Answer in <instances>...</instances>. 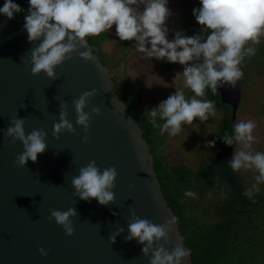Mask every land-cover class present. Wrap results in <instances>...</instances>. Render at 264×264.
Listing matches in <instances>:
<instances>
[{
	"label": "water",
	"instance_id": "obj_1",
	"mask_svg": "<svg viewBox=\"0 0 264 264\" xmlns=\"http://www.w3.org/2000/svg\"><path fill=\"white\" fill-rule=\"evenodd\" d=\"M4 2L0 0V7ZM13 2L23 11L14 13L13 19L0 14V130L9 126L10 118H24L26 134L33 129L47 133L48 148L38 154L36 162L29 160L25 166H18L15 159L23 151L22 144L5 139L0 131V264H149L150 256H143L141 251L143 245L125 240L129 209L155 224L175 215L161 191L142 129L114 91L109 67L95 52L88 62L74 53L56 67L57 79L50 80L43 72L32 75L31 64L26 61L36 44L28 41L23 27L29 0ZM92 89L97 94L85 111L99 107L100 115H92L85 133L75 123L71 101ZM217 90L221 100L231 105L234 116L240 99L239 82ZM65 101L67 118L76 131L62 132L57 139L53 123L59 121V104ZM85 135L88 139L83 142ZM91 160L101 170L116 168L112 190L115 204L102 206L96 199L88 202L73 195L71 179ZM69 207L78 212L73 218L72 236L65 235L62 227L49 219L52 210L66 211ZM119 226L124 232L110 243V234ZM178 237L181 246L187 248L175 223L164 246L170 251ZM38 248L50 251L41 256ZM181 264L194 263L190 256Z\"/></svg>",
	"mask_w": 264,
	"mask_h": 264
},
{
	"label": "clouds",
	"instance_id": "obj_2",
	"mask_svg": "<svg viewBox=\"0 0 264 264\" xmlns=\"http://www.w3.org/2000/svg\"><path fill=\"white\" fill-rule=\"evenodd\" d=\"M141 2L145 5L142 12L133 7ZM167 2L168 0H29L23 27L28 41L36 44L29 50L30 60L26 61L31 64V74L43 72L47 78L54 80L57 79L56 67L71 59L74 53L85 62L92 60L94 49L89 47L86 37L108 32L115 25V35L120 41H135L137 50L145 52L149 57L166 59L170 63L184 66V87L176 89L174 94L161 101L157 107L146 109L145 115L150 117L151 124L159 128L161 134L168 132L170 136H176L181 131V125L192 124L194 118L207 121L209 115L216 114L215 102L196 97H203L207 87L211 88L213 94L225 84L235 87L242 78V60L256 54L255 47L246 45L249 41L253 45L259 44L260 37L264 36V0H199L201 7L193 9V16L209 34L205 38L201 34L185 36L176 32L171 41L167 39L168 29L165 26L170 15ZM21 11L23 9L13 0H5L3 7H0V14L8 19H13L14 13ZM81 48L87 50L80 51ZM103 64L109 67L112 76V68ZM180 75L181 72H178L175 77ZM184 88L190 89L195 94L194 97L186 99ZM96 94L97 90L92 89L71 101L76 115L75 123L85 133L92 115H100L99 107H92L90 113L85 111ZM221 102L231 107L230 104ZM66 108V101L59 104V121L53 123V136L57 139L62 132L76 131L67 118ZM237 108L234 116L231 108L234 135L229 136L225 132L222 140L227 146H232L234 142L242 144V148L235 149L229 160L233 171L241 168H254L258 171L256 184L243 193L252 197L253 192L260 191L258 185L264 183V152L253 153L250 150L254 141L252 132L256 127L253 121L234 124ZM157 118L164 123L158 124ZM24 124L25 119L16 116L10 118L6 129L0 130L5 139L11 138L12 142L19 141L22 144L23 151L15 159L18 166H25L29 160L36 162L38 154L44 153L48 148L47 133L33 129L26 134ZM87 139L85 135L82 141L86 142ZM207 146L214 147L215 140L209 141ZM117 175L114 166L101 170L91 160L86 166L79 168L78 175L71 179V186L75 189L73 195L88 202L96 199L102 206L115 204L112 190ZM184 195L196 198L197 194L189 190ZM77 215L75 207H69L66 211L52 210L49 219H54L65 235L72 236L75 232L73 218ZM129 215L125 240H136L142 244L143 256H150L149 264H181L183 259L190 257L191 250L181 246L179 237L170 251L164 246L169 243V233L176 223L175 217L163 224H155L150 219L140 218L131 208ZM123 232V227H117L110 234L109 242L114 243L116 237ZM37 251L41 256H47L50 250L38 248Z\"/></svg>",
	"mask_w": 264,
	"mask_h": 264
},
{
	"label": "trees",
	"instance_id": "obj_3",
	"mask_svg": "<svg viewBox=\"0 0 264 264\" xmlns=\"http://www.w3.org/2000/svg\"><path fill=\"white\" fill-rule=\"evenodd\" d=\"M194 8L199 6L191 0H184V35L201 34L206 38L209 32L196 22L193 16ZM106 36L107 33L102 32L97 36L86 38L100 60L112 68L110 60L101 53ZM261 48L264 59V40L259 43V50ZM262 62L264 63V60ZM161 66L169 68L171 63L162 59ZM111 77L114 91L124 100L128 113L136 119L150 145L153 166L161 191L176 217L178 230L183 236L186 247L191 250L192 262L194 264H264V183H262L263 193L253 192L252 197L243 195L247 186L243 177L232 170L229 162L234 144L227 146L222 140L225 132L229 136L234 135L231 107L221 102L218 90L213 94L211 88L207 87L204 94L208 100L215 102V107L223 110L222 121L217 130V151L200 169L198 166L196 170H191L184 165H171L166 160L167 156L162 147L165 135L161 134L160 129L151 124L150 117L145 115L146 109L155 106L140 102L144 95L140 81L138 79L128 81L124 76L116 73H112ZM157 123L162 125L164 121L157 118ZM194 135L192 131L190 138H194ZM193 185L198 187L195 190H202L199 194L211 193L210 196H214L213 201L208 202L210 207H204L203 210L201 207L200 215L192 211L193 199L189 202L188 196L184 195L186 191H195Z\"/></svg>",
	"mask_w": 264,
	"mask_h": 264
},
{
	"label": "rangeland",
	"instance_id": "obj_4",
	"mask_svg": "<svg viewBox=\"0 0 264 264\" xmlns=\"http://www.w3.org/2000/svg\"><path fill=\"white\" fill-rule=\"evenodd\" d=\"M191 1L201 7L199 0ZM144 6V2L133 5V7H137L141 12ZM166 7L170 10V15L165 22V26L168 29L167 39L171 41L176 32H181L184 35V0H168ZM106 33L107 36L103 42L101 53L112 63V73L124 76L128 81H134L136 79L140 81L144 89V95L142 99H140L142 104L157 107L161 101L167 99L169 95L174 94L176 89L184 87V78L182 75L184 66L179 63H171L169 68L162 67V59L157 60L155 57H149L145 52L138 51L135 41H120L115 35V25ZM263 40L264 36H261L260 42ZM247 46L255 47L256 54L253 56H246L240 64L243 76L239 80L240 99L234 124L241 121H253L256 127L252 132L254 141L251 144L250 150L253 153L264 152L263 52L262 48L259 50V44L253 45L251 41H249L246 47ZM146 47H150V45H146ZM178 72H181V75L175 77ZM184 92L186 99H191L195 95L188 88H184ZM196 98L208 100L205 96ZM215 109V116L209 115L207 121L202 122L199 118H194L192 124H182L181 131L176 136H170L168 132H164L165 136L162 147L167 156L166 160L171 165H184L191 170H196L198 166L200 169L207 160H211V157H213L215 151H217V130L222 121L223 114L221 108L215 107ZM192 131L195 132V135L194 138L191 139L190 133ZM213 140H215V146L208 147V142ZM241 148L242 144L234 142L233 152L235 149L240 150ZM200 164L202 165L200 166ZM235 172L243 177L247 189L251 188L253 184H256L255 177L259 175V173L254 168L247 170L241 168L239 171ZM259 185L262 186V183ZM193 186L194 190L198 188L196 185ZM259 189L262 191L263 186L259 187ZM201 191L202 190L199 189L193 191L197 194L196 198L188 197L189 202H191L190 199H193L194 205L192 211L197 215L201 214V207L202 210L205 209L204 207H210L209 203L213 201L214 197L213 195L210 196L208 193L199 194ZM260 191L256 192V194H260ZM205 214L208 215L207 213Z\"/></svg>",
	"mask_w": 264,
	"mask_h": 264
}]
</instances>
